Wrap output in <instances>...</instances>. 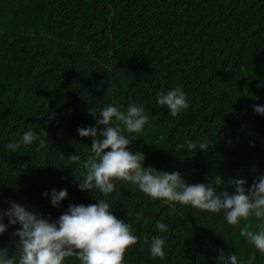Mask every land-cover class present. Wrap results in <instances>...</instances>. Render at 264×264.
<instances>
[{
    "label": "trees",
    "instance_id": "trees-1",
    "mask_svg": "<svg viewBox=\"0 0 264 264\" xmlns=\"http://www.w3.org/2000/svg\"><path fill=\"white\" fill-rule=\"evenodd\" d=\"M175 87L190 107L172 117L155 94ZM130 103L144 105L151 122L129 146L145 154V167L178 171L189 184L219 174L226 185L245 178L250 186L264 175V117L252 108L264 105V0H0V209L15 201L55 222L73 204H97L79 188L92 139L78 129L98 126L92 112ZM28 130L45 131L49 147L6 149ZM201 140L207 152L177 148ZM52 189L69 193L59 208L43 196ZM111 202L140 238L126 264H217L221 252L264 264L239 234L244 221L229 226L124 183ZM159 220L166 233L155 229ZM247 223L255 230L258 221ZM17 227L0 236L10 254ZM155 235L166 239L164 259L142 243Z\"/></svg>",
    "mask_w": 264,
    "mask_h": 264
},
{
    "label": "clouds",
    "instance_id": "clouds-1",
    "mask_svg": "<svg viewBox=\"0 0 264 264\" xmlns=\"http://www.w3.org/2000/svg\"><path fill=\"white\" fill-rule=\"evenodd\" d=\"M155 101L158 108H167L172 117L190 107L182 87L157 92ZM252 108L264 117V105H253ZM92 114L98 126L78 129L79 136L91 138L92 144L90 154L81 165L82 179H76L81 191L96 194L98 203L73 204L55 222H50L23 204L10 201L7 209H0V236L9 230V226H18L13 233L18 242L14 254L0 248V264H69L70 258L78 264H126V251L140 238L133 233L129 223L117 218L113 212L111 197L120 183L131 185L152 201L222 215L229 226L239 227L244 221L240 236L259 254H264V175H259L250 186L245 178H230L226 185L219 174L208 183L189 184L178 171L145 167V154L129 150L137 134L142 137L146 126L151 127L144 105L130 103L122 111L121 106L108 104L98 115ZM46 137L45 131L28 130L19 141L9 142L5 147L15 152L22 146L35 145V150L40 152L49 147ZM177 148L195 154L207 152L210 145L201 140L177 145ZM71 158L79 162L77 156ZM229 185L234 192L227 190ZM43 196L59 208L69 193L66 189H52ZM250 218L258 221L255 230L247 223ZM168 227L163 220L155 224L159 233H166ZM142 243L147 246L152 259L165 258L166 239L163 236L144 237ZM217 264H240V259L237 254L221 252Z\"/></svg>",
    "mask_w": 264,
    "mask_h": 264
},
{
    "label": "water",
    "instance_id": "water-1",
    "mask_svg": "<svg viewBox=\"0 0 264 264\" xmlns=\"http://www.w3.org/2000/svg\"><path fill=\"white\" fill-rule=\"evenodd\" d=\"M204 244H205V243H204ZM204 244H202V245H201V248H203V247H204Z\"/></svg>",
    "mask_w": 264,
    "mask_h": 264
}]
</instances>
